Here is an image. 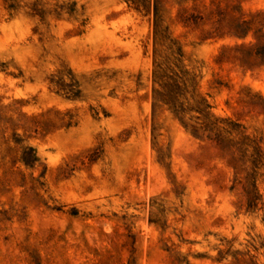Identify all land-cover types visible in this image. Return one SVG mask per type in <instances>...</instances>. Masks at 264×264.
Here are the masks:
<instances>
[{
    "label": "rangeland",
    "instance_id": "rangeland-1",
    "mask_svg": "<svg viewBox=\"0 0 264 264\" xmlns=\"http://www.w3.org/2000/svg\"><path fill=\"white\" fill-rule=\"evenodd\" d=\"M0 264H264V0H0Z\"/></svg>",
    "mask_w": 264,
    "mask_h": 264
},
{
    "label": "trees",
    "instance_id": "trees-1",
    "mask_svg": "<svg viewBox=\"0 0 264 264\" xmlns=\"http://www.w3.org/2000/svg\"><path fill=\"white\" fill-rule=\"evenodd\" d=\"M159 80H164V87L168 88V91L176 88L178 89V81L180 79L179 73L171 71L170 74H165V71L158 76Z\"/></svg>",
    "mask_w": 264,
    "mask_h": 264
}]
</instances>
